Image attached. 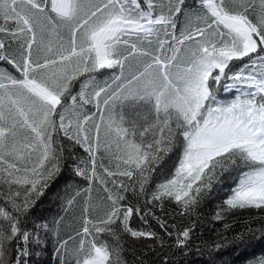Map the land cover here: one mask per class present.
Here are the masks:
<instances>
[{
	"label": "snow or ice",
	"instance_id": "1",
	"mask_svg": "<svg viewBox=\"0 0 264 264\" xmlns=\"http://www.w3.org/2000/svg\"><path fill=\"white\" fill-rule=\"evenodd\" d=\"M213 200L205 264L264 245V0H0V264H168Z\"/></svg>",
	"mask_w": 264,
	"mask_h": 264
},
{
	"label": "trees",
	"instance_id": "2",
	"mask_svg": "<svg viewBox=\"0 0 264 264\" xmlns=\"http://www.w3.org/2000/svg\"><path fill=\"white\" fill-rule=\"evenodd\" d=\"M227 191V189L225 190ZM223 195V193H221ZM52 195L50 194L45 203L41 206L45 211L44 215L51 217L55 215L59 208L56 204L52 203ZM217 200H213L210 204H207L202 208L200 225L195 233L194 239L191 242V246L184 250L172 249L167 253L168 264H205V261L209 259L208 254L204 251V244H212L214 241L219 242L221 236L231 237L236 232L243 230L245 227L244 221L250 217L258 215L256 210H243L237 211L235 214L227 213L225 216V221H214L212 219L213 213L217 209ZM230 223L232 225L231 229L225 231L223 225L224 223ZM200 246V249L197 250V246ZM49 251L43 253L39 257L36 255H28L22 257V261L25 264H37L39 260L40 264H57L55 253L52 252V245L49 244ZM34 250L29 249V252L32 253ZM264 255V245H257L255 248H251L244 252L243 254L229 253L224 259L234 260L235 264H247V261L253 257L259 258ZM156 259V258H153Z\"/></svg>",
	"mask_w": 264,
	"mask_h": 264
}]
</instances>
